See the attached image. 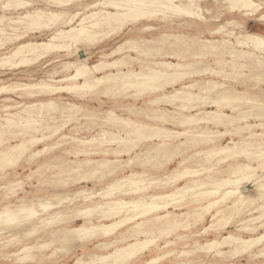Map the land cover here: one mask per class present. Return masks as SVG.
<instances>
[{"label": "rangeland", "instance_id": "obj_1", "mask_svg": "<svg viewBox=\"0 0 264 264\" xmlns=\"http://www.w3.org/2000/svg\"><path fill=\"white\" fill-rule=\"evenodd\" d=\"M9 1L11 4L5 6ZM25 1L31 2V5L26 9L23 7H17L13 4L12 0H0V18L5 17L3 23L0 24V29L5 30L4 34H0V124H6L8 118L14 120L16 123L25 121L28 118L39 121L38 124L34 125L39 131L36 133L33 131L29 132V136L32 135L35 137H42L44 135L48 136L52 134L56 128L62 127L63 125L66 126L60 133H58V135H55L51 139L45 140L33 147V150L52 147L47 150L48 152L45 151L41 156L34 158L30 163H27V157L24 156L22 160L23 162L20 165L0 170V173L8 170H10V172L11 170L18 171L17 173L20 180L25 183L22 189H18V191L16 190V193H21L20 196H12L10 202H14L18 205L21 203V200L33 199L36 196L48 197L50 199L67 196L72 195L73 191L83 188L92 190V193L97 195V197L95 196L92 200H85L82 197H79L76 199L77 201L73 203L62 204L58 208L51 209L34 219L20 221L19 223L12 225L13 227L6 228L5 231L0 233V264H75L78 258L83 254L90 252L106 254L113 251L115 246H123L137 238H145L144 235L138 236L136 231H140L141 228H135L134 225L138 221L140 222V220L144 221L147 219L142 217L134 222L125 224L116 232L115 236L110 238L105 239L102 237H95L87 239L85 243H81L83 246L80 248H78L81 245L80 243H74L71 245L67 244L66 241L62 239L53 246L41 249V251L39 250L40 252L32 259L22 261L20 258L24 257L26 253L19 256L11 255L25 246L37 243H51L55 238L51 232L58 229L63 230L65 228L76 227L84 224L86 221H91V223L95 224H110L120 220L124 215L109 219L105 218V216L108 215V213H104L105 209L93 211L89 216L94 214V212L96 214L90 217L86 215L84 218H77V214L81 210L99 206L105 201L111 199L122 198L125 200H131L148 194L169 192L173 187H164V185L156 183L152 185L148 191L139 194L119 192L106 199L101 196V194L105 193V188H107V185L111 183L113 179L122 177L132 170L138 171V169H141V171H150L149 173L153 175L155 179L167 181V177L172 174L177 166H179V161H181L183 157L189 158L195 151L209 149L214 145L226 144L227 139H229V137L223 139H218L219 137H217L214 144L202 142L197 145L191 144V139L193 137L189 134L180 138L169 139L168 141L171 144L177 143L176 145H179L182 141L187 143L181 146L186 149L184 154L181 157L176 158L172 163L166 164V157H163L162 155L151 158L150 160L145 158L148 156L149 152H154L155 155L156 150L154 148L156 147V143H159L162 140H158L156 143L154 140L139 142L138 147L133 148L131 152L126 153L125 151L131 148V144H128L127 141H122L120 137L125 139H135L137 135L134 133V128H127L126 126L116 125L109 122L102 118L103 115L101 112L105 110H114L119 116L125 119L130 118L139 123L164 125L178 131H183L184 127L178 126L173 122L180 120V118L182 119L184 115H188L190 112L193 114L197 113L199 110L198 108L185 110L180 107L185 104V102L181 101L170 102L162 100L157 104L149 102L155 97L173 93L176 89H181L183 84L189 85L196 81H199V83L192 91L204 96L206 94L202 93L200 88L206 86L205 81L207 80H215L218 83L225 84L227 86L225 90L231 92L239 90L256 95L260 99L257 98L259 100L258 103H260L261 106H264L263 65H256L258 61L256 56L240 58L232 56L231 54L236 53L238 55L242 50L253 52L252 48H245L238 44L239 37H241L242 33V26H245L249 32H256L264 35V20L258 19L260 12L254 16H245L238 11L232 12L226 2L218 0H200L199 4L203 7V15L208 19L207 21L179 14L172 10L169 11L165 7L161 6V8L157 5L155 8H152L153 10L158 11L155 13L156 15L149 14L146 18H140L138 21L130 19L120 31L112 32V28H103L101 33L97 36L102 38L99 42L93 43L87 40H81L78 43H70L66 48L51 51L46 58L37 61L30 60L26 65L17 66L16 62L18 60H14L10 63H1L4 57L12 53L19 44L30 41H48L50 36L57 30L68 29L70 25L66 24V22L76 12H80L81 15L77 17L73 25H76L80 18L90 12L105 8L108 10L111 9L110 7H105L104 5L99 4L100 2L108 0H74L69 4H59L54 0ZM255 1L259 2L264 0ZM95 4H97L95 7H91V5ZM36 9L63 12L64 14L58 21L50 23L48 28L33 27L26 23L10 24L9 20L6 19H17L28 11H34ZM147 26H151V28L145 29ZM215 30H219L220 33L217 32L211 34V32ZM19 35L23 36V38L17 39V36ZM179 35H185V40L177 41L175 37ZM197 37L201 39L219 40L220 42L217 44L220 48L219 52L208 53L205 51L207 52L205 53L199 48V46L195 45V41H198ZM130 38L136 40V43H127V40ZM224 39L228 40L229 43H222ZM148 47L153 49L154 55H145L142 53ZM115 50H118L119 52L112 56H104L105 54H111ZM158 50H161V52H157ZM199 52H201V54H197ZM253 53L259 55V52ZM171 54H174V56ZM261 56H264V54H261ZM131 57L136 60L133 61ZM121 58H125L127 61L132 62L130 66L123 67L125 71L133 69L137 71L144 70V72L147 73L150 72L149 68L164 70L161 66L156 65L155 62L170 61L190 65L189 68L184 70L190 75L175 83L173 86H167L164 90L155 91L154 93H150L149 90H145L143 87H124L118 89L116 92H110L105 91L106 86H100L95 89H64L54 94L46 92V90L41 88H26L27 84L42 83L43 81L58 87L66 86L70 83L80 84L84 82L83 79L73 82L58 83H55L53 80H58L64 76L75 74L74 69H65V64L68 62L87 59V63L93 65L99 61L108 62ZM262 61L264 62L263 59ZM242 65H246L247 67H243ZM116 70L117 69H106L104 72ZM205 70L211 72L218 71L220 73L214 74L211 72H205ZM200 71H202V73ZM163 82L164 81L161 80L158 84H163ZM3 87L6 88L2 90ZM211 97L218 98V96L216 97L215 95H212ZM51 100L59 104L70 103L80 105L85 108L86 111L75 113V119L68 121L65 115H67L68 112L72 113L71 110H50L49 107H44L46 105L43 107L40 106L41 102L47 103ZM198 104L199 103H193L192 105ZM225 105H227V103L223 102L221 104V106H224L222 108L223 111L225 110L228 114H236V112L232 111L229 106L227 107ZM237 106L240 107V110L251 109L253 113H258L257 115L260 114L261 117L259 120H251L253 124L264 123V107L259 108L257 104H238ZM140 107L146 109L145 112L135 110ZM201 107L205 110H216V108L212 106H200V108ZM152 109H160L161 112L155 113ZM154 113L156 115H166L167 119L171 122H156L154 121L155 119L148 117L149 115L153 116ZM94 114L97 116L94 117ZM201 116L202 115L198 116V118ZM244 123L245 122H241V124ZM193 128H199L200 130L210 128L217 135L218 131H226L231 127L203 123L195 125ZM255 131L264 132V128H257ZM0 132L5 133L0 134L1 151L9 144H14L19 141L12 140V138L16 132H21V129L17 126L9 129L7 125H0ZM63 135H68L69 139H61ZM73 138L81 139L82 141L95 140L90 143L82 144L74 142ZM239 138L240 136H237L235 139L239 140ZM198 140L202 139L198 138ZM259 140L264 143V138ZM250 141H252V139ZM169 148H172V146H169ZM113 149L124 151L120 156L123 159H128L130 156H135L136 153H139L138 157H143L146 162L141 166V160L139 159L136 165H133L131 168H125L124 170H118L115 175L108 178H99L103 174V171H101L102 173L94 175V178L90 183L87 181L85 182L83 178L87 175L91 176L92 173H83L82 175L74 176L68 172L74 165L72 164V161L84 159L86 157L85 153L88 151L95 153L92 158H117L118 156L112 154ZM251 149H254L252 151H255V148ZM106 152L108 155H105ZM76 153L80 154L78 155ZM219 159L220 157L214 159L213 162L208 163L201 157H193L185 165L180 167L184 168L185 166H188L194 169H201L202 167H199V165H204V168L216 165V168L213 169V171L205 172L197 177V179H204V181L207 180L208 175H219L218 177L224 175L229 176V171L218 174V169L227 165V163H224L223 165L218 164ZM236 161L245 162L246 160L244 156H241ZM258 162L259 159L257 162L254 161L252 163L257 165ZM19 173H21V175ZM261 176L262 178L259 182H256V179H252L248 184L249 188L247 189L255 198L258 197V185L264 183V169ZM9 177L14 179L13 173ZM9 177L4 181H9ZM75 180L81 181L76 183ZM184 182L180 183V185H183ZM5 185L3 184L2 188H5ZM6 189L7 188L4 190ZM0 192V197H3L2 191ZM218 196L220 195L202 200L201 202H199V199L197 198H190L188 201L181 203H186L183 207L175 208V206H170L169 210L171 212H176L178 214L188 211L189 213L191 212L190 217L188 216L189 214H187L178 218L181 221H185V225H183V223L182 226L175 227L170 231L164 232V224L162 223L159 224L156 222V224H154L155 221L148 222V224L143 226L142 229L150 231V235L146 236V238L155 239L156 241L150 246V250L139 255L137 258L129 260L125 264H145L148 260L166 253L168 254V252H170V254L167 258L158 261L156 264H263L264 255L261 254L257 257H253L252 255L249 256L248 254H237L232 256L233 246L225 245L220 248L226 252L225 256H218L217 250H206L208 248H201L202 245L207 244L210 240L220 239L221 237L228 235L230 232L243 238H248L251 235H258L260 232L264 233V227L256 229L255 232L245 230L249 225H257L264 221V209L258 210V205L262 203V200L255 204L246 202L242 205L239 204L231 210H227V215L233 214L236 217H234L231 224L224 229L220 225L217 226V224L214 223L211 213L216 212L222 204L224 206L230 205L236 198L229 199L225 203L221 202L215 207V209L211 210L209 215H206L203 221H196V223L187 226L188 219L189 221H192V223L195 222L196 218L193 215H195L196 208L206 205ZM17 201L19 202L17 203ZM163 212L164 211H161V213ZM56 214H58V216H56ZM258 216H262L260 221H249L251 217ZM44 220L46 222L51 220V223H48L51 227L46 226L48 224L45 223ZM61 220L64 221V224ZM56 222L57 224H55ZM45 226L48 228L46 229ZM206 228H208V230H205ZM105 240H118L120 242L107 250H99L95 248V245L98 242ZM170 241H172V243L168 247H164L167 242ZM56 249H59V251L56 252ZM261 249H264V243L255 247L253 251L257 252ZM35 252L36 251H34L33 254Z\"/></svg>", "mask_w": 264, "mask_h": 264}, {"label": "bare ground", "instance_id": "obj_2", "mask_svg": "<svg viewBox=\"0 0 264 264\" xmlns=\"http://www.w3.org/2000/svg\"><path fill=\"white\" fill-rule=\"evenodd\" d=\"M54 1L59 4H69L74 0ZM218 1L226 2L232 12L238 11L243 13L245 16H254L260 12L258 19L264 20V1ZM12 2L17 7H23L25 9L31 5V2L25 0H12ZM199 3L200 0H108L105 2H100L99 4H102L105 7H110L111 9L108 10L105 8L90 12L80 18V20L77 21L76 25H73L77 17L81 15L80 12H76L66 22V24L70 25L68 29L57 30L54 34L50 36V39L48 41H30L19 44L16 49L12 51V53L4 57L1 63H10L14 60H18L16 62L17 66L26 65L28 62H30V60L37 61L46 58L47 55L51 53V51L64 49L69 46L70 43H78L81 40H87L93 43L99 42L102 40V38L97 36L101 33V30L103 28H112V32L120 31L125 26L126 22H128L130 19L138 21V19L140 18H146V16L149 14L156 15L155 13L158 11L153 10L152 8H155L157 5H159V7H165L169 11L172 10L173 12L179 14H184L192 18L203 19L207 21L208 19L203 15V7ZM10 4L11 2L9 1L5 6H9ZM96 5L97 4L91 5V7H95ZM63 14V12L36 9L34 11H28L26 14L20 16L17 19H6L9 20L10 24L26 23L29 26L33 27L48 28L50 26V23L58 21L63 16ZM4 19L5 17L0 18V24L3 23ZM148 28H151V26L145 27V29ZM4 32V29H0V34H4ZM217 32L220 33L219 30H215L212 31L211 34ZM19 38H23V36H17V39ZM175 38L177 39V41H181L185 40L184 38L186 37L185 35H179ZM197 39L198 41H195V45L199 46V48H201V50H203L204 52H219L220 48L217 46V44L220 42L219 40L201 39L199 37H197ZM127 43L135 44L136 40L130 38L129 40H127ZM222 43H229V41L224 39ZM238 44L245 48H252L253 52H259V55L253 53L252 51L242 50L238 55L236 53H231L232 56H237L240 58L256 56L258 60L256 65H263L262 67H264V62L262 61V59L264 60V56H261V54H264V35H262L261 33L259 34L256 32H249L247 31L245 26H242V33L241 37H239ZM118 52V50H115L111 54H105L104 56H112ZM157 52H161V50H158ZM142 53L145 55H154L153 49L150 47L146 48ZM197 54H201V52ZM171 55L174 56V54ZM131 58L133 59V61L136 60L133 57ZM131 64L132 62L127 61L125 58L108 62L99 61L98 63H95L93 65H89L87 63V59L68 62L65 64V69H74L75 74L64 76L63 78L58 80H52L55 83H58L73 82L76 80L83 79V83H70L66 86L58 87L43 81L42 83L27 84L26 88H41L43 90H46V92L54 94L64 89H95L100 86H106L105 91L110 92H116L118 89L124 87H143L145 88V90H149L150 93H154L155 91L164 90L167 86H173L175 83L185 79L186 76L190 75L188 72L184 71L185 69L189 68L190 65L182 63H174L170 61H156L155 64L161 66L162 68H164V70H155L149 68L150 72L147 73H145L144 70L137 71L133 69H128L127 71H125L123 69V67L130 66ZM242 66L247 67L246 65ZM106 69L117 70L104 72ZM200 72L202 73V71ZM205 72L211 71L205 70ZM211 73L219 74L220 72L214 71ZM161 80H163L164 82L163 84L159 85L158 82H160ZM198 83L199 81H196L195 83L189 85L183 84L181 89H176L173 93L155 97L151 100V102H149L152 104H157L160 103L162 100H167L170 102L181 101L185 102V104L181 105L180 107L185 110H193L195 108H198L199 110L197 113L193 114L190 112L188 115H184L182 119L180 118V120L173 122L178 126L184 127L183 131H178L170 127H166L164 125L139 123L130 118L125 119L119 116L114 110H105L101 112V114L103 115L102 118L116 125L126 126L127 128H134V133H136L137 135L135 139H125L120 137L122 141H127L128 144H131V148L125 151L126 153L131 152L133 148L138 147L139 142L141 143L145 140H154V142L156 143L158 140H162L161 142L156 143V147L154 148L156 150L155 155L154 152H149L148 156L145 158L150 160L151 158L162 155L163 157H166V164H170L176 158L181 157L186 151V149L182 148L181 146L187 143L182 141L179 145H176L177 143L171 144L168 141L169 139L180 138L189 134L193 137L191 139V144L197 145L198 143L202 142L214 144L217 140V137H219L218 139L229 137V139H227L226 144L214 145L211 146V148L209 149L195 151L194 154L189 158L183 157L182 160L179 161V166H177L172 172V174L167 177V181L155 179L153 175L149 173L150 171L148 172L146 170H132L131 172H127L122 177H117L113 179L112 182L107 185V188H105V193L101 194L104 199L112 197L119 192L132 194L143 193L148 191L151 186L156 183H160L164 185V187H173V189L166 193L148 194L131 200H125L122 198L114 200L111 199L105 201L99 206L89 207L88 209L81 210L77 214V218H84V216L86 217V215L90 217L96 213L94 212V214L90 216L89 214L93 211H98V209H105L104 213H108V215L105 216V218L107 219L113 217L115 218L120 215H124V217L110 224H95L91 223V221H86L84 222V224H81L76 227L52 231L51 234L55 236V238L54 241H52L51 243H37L32 244L30 246H25L18 252L12 253L11 256H19L23 253H26L25 256L20 259L22 261L32 259L41 251V249H46L50 246H53L55 243L61 241L62 239L66 241L67 244L72 245L74 243H85L87 239H92L95 237H102L105 239L110 238L112 236H115L116 232L125 224L134 222L142 217L146 218L147 220H140V222L138 221L134 225L135 228H141L140 231H136L138 236L144 235L145 238H137L134 241L127 243L126 245L117 247L115 246V244L120 242L118 240L100 241L95 245V248L99 250H107L108 248L115 246L114 250L106 254H98L93 252L86 253L79 257L77 262L75 263L125 264L129 260L137 258L139 255L150 250V246L153 245L156 241L155 239L146 238V236L150 235V231L142 229V227L148 224V222L155 221L154 224H156V222L159 224H164V232L170 231L175 227L177 228L180 225L182 226L183 223V225H185V221H181L178 218L187 214H189L188 216L190 217L191 212L189 213L188 211L178 214L176 212H171L169 210V207H183L186 205V203H181L188 201L190 198H197L199 199V202H201L202 200H206L209 198H213L214 196L220 195L212 201L208 202L206 205H202L199 208H196L194 213L195 215H193L196 218L195 222L192 223V221H189L188 219L187 226L196 223V221H203L206 215H209L211 213V210L215 209V207L218 206L221 202L225 203L227 200L233 198L236 199H234L230 205L224 206L222 204L221 207L216 210V212L211 213L212 220L214 221V223H216L217 226L220 225L223 229L228 227L231 224L233 218L236 217L233 214L227 215L226 211L233 209L239 204L242 205L246 202L255 204L262 200V203L258 205V210L264 209V183L258 185L257 198L253 197L251 195V192H249V190L247 189L249 188L248 184L250 181H252V179H256V182H259L262 178L261 174L264 169V143L259 139L264 138V132H259L255 130L257 128H264V123L261 122L259 124H253L251 120H259V118L261 117L260 114L257 115L258 113H253L251 109L240 110V105H237L257 104L259 108L264 106H261V104L258 103L260 99L256 95L239 90L234 92L225 90L227 86L225 84L218 83L215 80L205 81L206 86L200 88L202 93H205L206 95L203 96L201 94H197L192 90L196 87ZM5 88L6 87H3L2 90ZM212 95H215L216 97L218 96V98H213L211 97ZM223 102L227 103V105L225 106H229L232 111L236 112V114H228L225 112V110L223 111L222 108L224 106H221ZM193 103L199 104L192 105ZM40 106L49 107L50 110H71L72 113L68 112V114L65 115L68 121L75 119V113L86 111V109L80 105L70 103L59 104L53 100L47 103L41 102ZM200 106H212L215 107L216 110H205L202 109V107L200 108ZM135 110L145 112L146 109L140 107L136 108ZM152 111L155 113L161 112L160 109H152ZM155 113L153 114V116L149 115L148 117L155 119L154 121L156 122H171L167 119L166 115H156ZM200 115L202 116L198 118V116ZM95 116L97 115L94 114V117ZM241 122L245 123L241 124ZM38 123L39 121L30 118L26 119L25 121H21L20 123H16L14 120L8 118L6 124H0L1 126L7 125L9 129L14 126H17L21 129V132H16L12 138V140L19 141L14 144H9L0 151V170L20 165L23 162L22 160L24 156L27 157V163L32 162L34 158L41 156L45 151L52 148L44 147V149L33 150V147L45 140L51 139L55 135H58V133H60L66 126L63 125L62 127L56 128L53 133L48 136H29L30 131H33L35 133L39 131L37 127H34V125ZM203 123L220 125L224 127L230 126L231 128H228L226 131H218L217 135L210 128L206 130L193 128L195 125H200ZM0 134L5 133L0 132ZM237 136H240L239 140L235 139L237 138ZM198 138H201L202 140H198ZM61 139H69V136L63 135ZM251 139L252 141H250ZM94 140L95 139L82 141L81 139L73 138L74 142L82 144L90 143ZM169 146H172V148H169ZM251 148H255V151H252L254 149ZM123 153L124 151H117V149H113L112 154L118 156L117 158H92L95 153L88 151L85 153L86 157L84 159L72 161V164L74 165L68 172L74 176L82 175L83 173H92L91 176L87 175L83 178L85 182L87 181L88 183H90L91 180L94 178V175L102 173L101 171H103V174L99 178H108L115 175L118 170H124L125 168H131L133 165H136L139 159L142 161H140L141 166H143V164H145L146 162L143 157H138L139 153H136L135 156H130L128 159H123L120 157ZM76 154L79 155L80 153ZM105 155H108L107 152L105 153ZM241 156H244L246 160L245 162L236 161ZM193 157H201L205 159L208 163H211L214 159L220 157L218 164L223 165L224 163H227V165L218 169V174H222L229 171V176L224 175L218 177L219 175H208L206 181H204V179H197L199 175L204 174L205 172L213 171V169L216 168V165H213L208 168H204V165H199V167H202L201 169H194L188 166H185L184 168L180 167L185 165ZM256 159H259L257 165L252 163L254 161L257 162ZM11 172L13 173L14 179H12V177H9L12 175ZM11 172L10 170H8L3 173H0V191H2L3 193V197H0V233H2V231H5L6 228L13 227L12 225L17 224L20 221L34 219L37 216H40L41 214L50 211L51 209H54L56 207L58 208L62 204L73 203L77 201L76 199H78L79 197H82L85 200H92L93 198H95V196L97 197V195L92 193V190L83 188L73 191L72 195L55 197L51 199L48 197L41 196H36L35 198L28 200L23 199L21 200L20 204L16 205L14 202H10L11 197L20 196L21 193H16V190L18 191V189H22L25 183L20 180V177L17 173L18 171L11 170ZM19 174L21 175V173ZM8 177L9 181H4ZM75 181L76 183H78L81 180ZM182 182H184V184L180 185V183ZM3 184H6V190H4L5 188H2ZM18 202L19 201H17V203ZM161 211L164 212L161 213ZM56 216H58V214H56ZM260 218H262V216L251 217L249 221H260ZM50 221L46 222L44 220V222L47 224H50ZM62 222L64 224V221ZM49 224L46 226H49ZM55 224H57V222ZM253 225L247 226L245 230L255 232L256 229L264 227V221L257 225ZM208 228H206L205 230H208ZM171 243L172 241L167 242L164 247H168ZM263 243L264 233L262 232L255 236L251 235L248 238H243L239 235L234 234L233 232H230L228 235H225L220 239L210 240L209 242H207V244L202 245L201 248H208L206 250H217L218 256H225L226 252L221 250L220 248L225 245L233 246L232 256L237 254H248L249 256L252 255L253 257H257L259 256V254L264 255V249L258 250L257 252H254L253 250L255 249V247L260 246ZM82 246L83 244H81L78 248ZM34 251L36 252L33 254ZM58 251L59 249H56V252ZM169 254L170 252H168V254L166 253L158 257L152 258L151 260H148L145 264H156L158 261L167 258Z\"/></svg>", "mask_w": 264, "mask_h": 264}, {"label": "crops", "instance_id": "obj_3", "mask_svg": "<svg viewBox=\"0 0 264 264\" xmlns=\"http://www.w3.org/2000/svg\"><path fill=\"white\" fill-rule=\"evenodd\" d=\"M138 171H141V169H138Z\"/></svg>", "mask_w": 264, "mask_h": 264}]
</instances>
